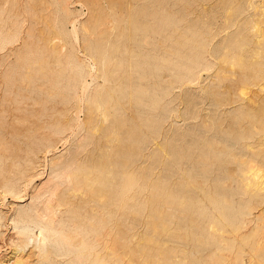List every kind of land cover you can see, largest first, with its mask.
I'll use <instances>...</instances> for the list:
<instances>
[{
  "label": "rangeland",
  "instance_id": "1",
  "mask_svg": "<svg viewBox=\"0 0 264 264\" xmlns=\"http://www.w3.org/2000/svg\"><path fill=\"white\" fill-rule=\"evenodd\" d=\"M71 1L72 3H70V11H69L71 13L69 14L68 12L67 14H65V16L68 14L69 15L66 18H64L65 16H63L62 14V12L64 11L61 10L62 8L59 6V3L57 0H14L13 2L12 0L9 2H7L6 0H0V5L2 6L0 7L1 9H4V12H2L3 14L1 13L3 16H1L2 19L0 18V22L1 20H3L4 22L2 21L3 23L1 24L3 25L1 26L5 25L4 27L0 26V28L2 29V30L0 29L1 31L0 35L4 36L5 34V37L7 36L9 37V35H12L11 33L9 34V30H8L9 28L10 31L13 33V38L9 42L11 41L14 42L12 46L10 44H6V45H3V47H1V49L3 48L5 52L3 50L0 52L2 54V56L0 54L1 56L0 59L4 58V60H0V61L5 66L9 64L10 65L9 67H5L4 65L0 64V68H1L0 71L2 70L0 72L1 74L0 79L3 80L4 79L3 76L5 75L9 76L11 74L10 72H12V74L10 75L11 77L15 74V77L17 76L18 79H20L18 81V79L16 80L14 76L12 77L13 78L12 81L17 82V83L15 82L17 85L14 84V87H16L15 90H18L17 89L19 88L18 84L19 83L21 84V79L23 78V74L25 70L27 69V68L25 69L22 67L25 65H29L28 66L29 68L30 66H32V64L36 65L35 67L33 66L30 67L32 68L31 69L32 72L34 71V69L38 70L37 68H39L40 73H43V76L45 78L42 77L39 72L34 71L37 73L36 75H34V77L36 76L35 78L38 80V82L36 83L34 82V83L35 84L38 83L39 85L38 88H42V89H40L41 90L40 92V90H38V88L36 87L37 88L36 91L32 90L31 92L29 91V93L32 96L35 95L36 98L38 97V99H41L46 94V91L48 92L47 95L49 93L52 95V93L53 94L54 92L56 93V88L58 87L57 92H60L62 87L72 80L71 78H73L74 70L70 68L73 67L74 58L80 57L83 60H87V62L88 61L91 62V59H89L91 55L89 54H91L93 51L92 49L89 51V48H91L89 47L90 45L92 46L93 44L94 45L96 44L95 47L97 46L96 48L98 50L106 47V50H109V53H112L109 46H111L113 50V46H116L115 44L122 45L124 50L122 49V51H120V57L126 63L141 62L143 65L145 64V72L148 76L146 79L141 80V82H143L144 84L148 83L152 90L153 88L157 89L158 91L155 89L154 91L157 92V94L159 95L161 94L163 96V100L161 99V103L165 104L164 107L161 105L163 108L161 106L160 107L158 106L155 110L153 109L151 111L146 110L145 112H142V113L139 112V110H134V109L126 110L127 115H125V117L128 118V125L127 127L125 126L124 129L126 130L128 129V127L137 128V126L138 128H140L139 125L141 126L140 129H135V130L137 134L136 137H138L139 135L138 139L141 138L143 141H140L139 143H134L132 147L133 151H135L133 152L134 157L132 156V158H134V161L136 160L135 161L136 165H134L136 167L135 168L136 174L138 173L141 174L140 178L142 181H144V179H146L147 181L151 174H152L151 176H154V177L152 178L150 177L149 178L150 180L158 178V177H159L158 179H160L161 177V179L164 180L167 184H169L170 187H172L173 183L175 182L174 183L175 187H172V188H175L177 190H178L177 185L178 183H180V180H181V188H182L181 190H183L181 191V193L191 195V192L193 191L192 194H194L193 195L194 197L193 196L192 197L194 198V200H196L195 201L196 203L193 206V211L195 210V212L197 213V215L196 214L193 215V217L196 218V220L193 222L188 217L182 218L181 221L183 222H181V225L184 224L183 226H185L187 230H185V228L181 226V232L184 234V235L181 234V240H180L181 242L178 240H176L177 241L176 242L174 240V241H171V244L175 245V247L179 249L177 251L178 254L182 255L184 253H187L188 255L194 256V255H198L201 253L198 251L200 249L199 246L202 245L201 240L204 242V247H205V250L203 252L208 253V254L213 253V252L215 253L220 252V248H223L224 244L226 246L228 243L235 242L236 245L241 244L242 251H243L242 259L245 262V264H253L254 262H256L254 264H259L258 262L263 264L264 259H261V257L258 254L255 255V253H258V252H256L255 250H251V246L247 243L244 244L242 242V239L244 235L251 234L253 231H255V229H257L258 227L257 225L261 223V220L257 219V220L252 221L251 223H247L248 224L247 225L245 222V219L243 218L244 216H246V210L248 209L249 206L255 205L257 207H255L254 211L257 212L258 210L256 209L263 206L264 203L262 204L259 203L258 193L255 190L253 191L252 189L254 193L256 192V195L251 191V188L243 189L245 188V181L244 183H242L243 180L239 178L240 175H239L238 169L240 167L239 165L241 164L246 165L248 164V162L249 163L252 162L253 164L257 166L259 165L258 167L261 166L263 170L260 171L258 177H256L257 175L255 177L251 175L252 177H254L253 179H255V181L256 180L258 181L260 178V174L264 173V160H263L264 159V0H70V2ZM92 2H95V4ZM96 4L99 5L100 8H102L100 12L96 10L97 8L95 7ZM4 6H6L5 8L9 10L11 9L13 13H11V11L10 13H8L9 11H7V9L5 10ZM14 13H15V16H13ZM5 14H9V15H6L5 17ZM111 14L114 17L123 19V24L127 26L128 29L126 31L121 32V30L117 28L113 29V28H109V26L102 25L101 22L103 20L110 19L112 17ZM32 15H34L36 18ZM90 15L93 18L95 16L96 17L92 19ZM166 15L168 16L166 17ZM23 17L24 18L26 17L25 21ZM89 17L91 18V22L90 24L88 22L87 27H84L83 25L86 22L85 20L87 18L89 19ZM163 17L167 18L168 20L170 19V22H168L167 20L164 21L165 19ZM22 18L24 22H22ZM15 19L17 20L16 23L18 22L17 26L18 27L21 26V29H18L16 25H15V28L17 30L12 28L14 27V25L10 27L12 23L15 24L14 22ZM63 19L65 21H62ZM71 19L72 21L78 20L76 23L79 29L77 37L73 35L66 36L65 34L66 31L60 30L57 26L59 24L58 20H61L62 23L64 22L63 23L64 29L70 30L72 29V25L70 23L72 22ZM73 19H76V20H73ZM93 20H95L96 22L94 23ZM19 21L20 23L22 22V24H20ZM65 23H66L67 28L65 26ZM82 23L83 25L81 26ZM7 24L10 26L8 27ZM132 24L133 26L138 25L137 27L141 26V28H137L136 26H134L135 28L133 27L134 28L133 30ZM101 26H102V31L104 30L103 32L101 31ZM5 27H7V29ZM103 27L104 28L106 27V28L104 29ZM6 30H8L7 34L5 32ZM15 30L16 32L20 30L21 32L20 36H19L20 32L18 31L19 33H16ZM62 31H65V32H62ZM14 32L18 35L14 34ZM193 32L195 33V35H193ZM15 35L17 36V38ZM54 35H58L60 37L54 39L53 41L54 44H46L47 38L54 36ZM128 35H132L134 37L135 42L134 44H132V46H130L128 41L126 42V44L124 43ZM90 36L91 38H89ZM119 36H121V39ZM87 38H89V40H93L94 42L91 41L90 43L89 41V43H86V41H88ZM122 38L124 39V41H122L123 40ZM24 39L25 41L27 39V41L24 42ZM9 42L7 41L6 43H9ZM186 42L187 43L190 42L189 45L185 46L187 44ZM85 43L89 44L88 49ZM17 44L18 46H16ZM5 46H9V47H5ZM126 46H129V48L132 50V53H135V55L132 58L126 55V50H125ZM191 46L193 49L191 48ZM10 47H13V50ZM15 47L18 49H16ZM173 47L175 49L176 47H179L177 48V51L178 50L180 51L181 49L180 54H179V51L176 52V50H174ZM189 47L193 51H191ZM195 47H197V49H199L200 51L203 48L201 51L203 52V54H201L200 56L204 55L203 59L200 57L201 63L199 62L198 64L199 66L197 65L199 67L197 68V70L199 69L197 72L198 80L196 79L198 82H196L195 80V82L191 83L188 79H185L184 75L186 72V65L184 64L185 65L184 66L182 63L181 64L182 70L178 69V70H181L182 79L179 80L181 82L180 83L178 79H176L175 75L169 74L170 73L169 68L166 69L163 65L164 63L162 62L163 60L164 62H166L167 59L171 61L173 60L175 61L179 57L181 58V61L185 63V60L187 62V60L192 56V55H189V57H187L186 54L188 55L189 52L191 53L194 52L195 54L200 52L196 50ZM8 48H9V53L7 52ZM172 49L174 50V52ZM15 50L17 51L14 52ZM98 50L96 52V55L99 56L100 54ZM185 50H187L188 53ZM31 51L32 52L34 51L33 56L31 55L32 53ZM95 51L96 50H94V52ZM182 51L185 52L186 54H184ZM12 52L14 53L12 54ZM34 53H37V54L39 53V55H36V54L34 55ZM59 53L61 55H59ZM182 53L185 56H183ZM9 54L13 56L11 57L9 56ZM4 55L6 56L4 57ZM28 55L32 57H29ZM43 55H45L46 59L43 58L44 57ZM167 55H169V57ZM171 55H172V58H171ZM180 55H182L184 58L180 57ZM34 56H37V57L39 56L38 59L40 60H41V57L43 56L42 61H41L43 62L42 65L38 62L39 61L38 59H37L38 64H36L37 62L35 63L36 57ZM113 56L114 54H111V57ZM31 59L35 61L33 62ZM43 59L46 60V62L43 61ZM27 60L30 63H27ZM3 61H7V62H3ZM37 65H40V66H37ZM9 68L10 70L7 72ZM12 68L15 71L12 70ZM22 69L23 70L25 69V70L22 72V74L21 72L18 74L17 73L18 70L22 71ZM150 69L154 72L149 73ZM3 72H7V74L5 73L4 75ZM32 72L31 74H33ZM55 76L57 78L62 77V76L63 77L57 79ZM110 77L112 79H115L117 77L123 78L122 70L120 69L117 75L110 74ZM54 78L56 79L54 80ZM87 79L88 81L91 80L90 82H92L91 75L90 76L88 75ZM170 81H171V86H170L169 93L163 94L164 85ZM2 82L3 81H1L0 83L2 84ZM52 82H54L56 86L55 89H54L55 86H53L54 84H52ZM101 82L102 81L99 79V77L93 81V84H91L90 86L92 87L90 88L91 91L90 90L88 91V93L90 92L89 93L90 96L93 97L94 94H96L100 90V87L98 86H100ZM50 89L51 91H49ZM0 90H1L0 97H2L3 95L1 94L3 90L1 86H0ZM11 90L12 92L15 91L13 90V87ZM52 90L53 91L55 90V91L53 92ZM24 92L26 94V90H24L22 94H24ZM68 93L69 91L64 92V94L66 95H69ZM77 93H80V92L78 91ZM58 94L59 93H56V101L47 99L50 102L48 101L46 107H48V105L50 107V105L52 104L56 105L57 109H55L56 111L53 110L54 112L51 111L52 110L51 108H49L50 110L46 108V111L49 110L47 112L44 109L45 104H43L42 102L44 99L47 98L46 95H45L46 98L43 97L40 100L41 104L43 105V108H42V105L39 103H35L36 105L34 106V103L30 101V99L29 100L23 99L24 101V103H22L23 105L25 104L26 101L31 102L30 105L28 103L25 106L27 107V109H29L28 105L30 106L31 109L28 111L32 112L33 110L32 114H29V112L26 111L27 110L26 108L21 109V111L19 109L10 108V106L16 105V104L13 105L11 103H10L11 105L9 104V110H6L5 107H8V105L4 106V104L0 103V108H1L0 111H2L3 109V112H6V111L8 112V116H7V112L5 113L6 117L5 116L3 117L4 113L2 112L3 113L2 114L0 112V135L5 134L7 132L8 135L6 134L7 135L6 137H9L5 139L6 137L4 135H1L0 139H4V140H0V142L6 141L4 143L10 144L11 147L24 148L26 144L36 139V138L32 139L34 136L31 135L33 134L35 129L37 132L39 129V126L43 128L42 125L44 124H45L44 125L45 128L44 130L42 129V132H45L47 134L49 132L47 123L48 124L56 123L59 120L63 119L64 117L63 115L64 104L61 101H57L58 99L59 100L61 99L62 94L61 93H60L61 95L60 94L58 95ZM13 95L11 94V96ZM27 95H29L28 91H27ZM252 97L253 99H251ZM31 104H33V109H32ZM38 104L41 105L39 106L40 108L37 107ZM78 104L81 105V108H82L81 111L78 112L79 117L80 119L83 120V122H86L84 123V126L76 129L77 126L72 125L71 128L68 129L67 131L68 133L66 134V137H65L67 142L65 140L60 141V139H58L59 137L57 136L54 138L52 137L51 138L52 141L56 140L55 142L53 141V143L55 144L54 146L55 152L51 155L45 156L40 151L39 155L36 157L35 164L36 165L38 164V166L36 167L38 169L36 171L41 174L39 175L38 180L35 181L34 185H40L41 183L45 185V182L48 183L49 182L48 180H50V182L45 185V186L49 185V187L43 186L44 188L42 187V189L44 190L40 189V191H42L44 194H47L50 187L55 186V183L59 181L61 183L58 186H56V188L58 187V190H57L58 192L59 191L61 192L62 190L65 189V187L67 188L69 186V185L68 186L65 185L67 182H64V179L61 177L60 168L63 165H65L67 161L71 160L74 157L75 158L78 157V159L77 158L75 159L76 161L77 160L79 161L81 159L85 162L84 163L83 161H80V164H78L79 162L77 161L78 163L75 162L74 166L80 167L83 164H85V166H83L85 168V167H90L91 165L98 167L99 165L100 167H103V168L109 167L111 169V166L113 165L112 168L117 169L116 166L118 165L115 164V161H116V157L117 159L119 157L115 155L117 154L115 152H118V153L120 152L118 148L113 147L112 144H110L107 141L106 136H105L106 132H104L105 127L109 121L107 122L103 121L102 119H100L101 116L98 115L99 118H97L96 122H94L97 124V127L94 128L96 129V131H94V129H92L93 127L91 128V125L93 123L90 125L88 124L89 126L87 125L86 119L88 118V114H89L88 107H87V100L85 99V100H82L81 102L79 101ZM166 105L168 106V108L166 107ZM36 108H39L40 109L39 111L43 109L44 112H46V114L42 115L43 110L41 112H38V109L36 110ZM165 108L168 112H166ZM35 110L38 112V114H36L37 112ZM18 111H20V114ZM10 112H12V114L9 116ZM34 112L36 115H34ZM17 114H19L20 116L18 115L19 116L18 117ZM37 116L40 117V119ZM146 116L150 118L151 121L154 120L151 122L152 125L150 124L148 126L146 125L148 122L143 121L145 120V118H147ZM154 116H155V119H157L158 121L157 120L155 121V119L153 118ZM19 118L20 119L24 118L23 119L24 122H26L28 119L31 121H29L30 123L26 122L24 124V122H22V120H20ZM140 118L143 120L141 121ZM1 119L3 120L6 119L4 120L6 122H4ZM41 119H44L45 121H42ZM99 120H102L103 124L105 123V125L101 124ZM133 120L134 122L132 123ZM10 121H11V124H10ZM154 122L156 123V125ZM13 123L16 125H14ZM18 123L21 125L22 127L21 129H23L24 132L23 130L20 129V125ZM136 123H138V125ZM143 123L144 125H142ZM153 123L155 126H160V133H158L157 135L156 134L153 135L152 133L153 132L152 129L154 127ZM157 123H160V125ZM98 125H100V127L102 125L103 126L102 128H99ZM88 127L91 130H88ZM30 128L31 129L33 128L34 130L33 129L30 130ZM97 128L99 130L101 129L100 132ZM13 130L14 131L17 130V131L15 133H12ZM28 130H30L29 134L31 131L33 132L29 135L27 132ZM36 132L34 133L35 135H36ZM39 132L41 133L40 130L37 133L39 134ZM16 135L19 137L16 138ZM10 137L13 138L14 140L11 139ZM30 138L32 140H30ZM8 139L9 140L11 139V140L7 141ZM16 139H18L17 140V142L19 141L18 143L15 141ZM22 139L24 140L29 139V140L25 141L26 143L25 144ZM165 141L169 145L174 146L175 148H177L178 146L177 149L181 148L182 154H181L180 160L174 159L173 157H167L166 159V157L164 158L163 156L161 157V160L160 159L157 160V156H159V153L162 154V152H164L163 150L161 151V146H162V142H165ZM143 142L145 144H143ZM15 143L18 146H16ZM19 144L22 146H19ZM107 144L109 146H107ZM141 144H142V147L140 146ZM124 148L121 149L122 150L121 152H125L130 149V146L128 145V143L127 145L124 146ZM190 148H192L191 149L192 151L190 150ZM137 149H139L138 152H140V154L137 152ZM111 150L114 152H112ZM107 151H110L112 155L108 153ZM137 153L139 156H137ZM148 153L150 154L148 155ZM108 154H109V160L111 159L110 164L107 163L109 162V160L107 161ZM198 154L200 157L198 156ZM203 154L206 155L205 156L206 159L204 157L205 160H203V156H204ZM61 155H63V157ZM90 155H92V157ZM110 155L112 158L110 157ZM150 155H151V158H150ZM57 156L61 157L60 159L58 158L60 163H58L59 161L57 160L58 162L56 165L50 166L52 158L53 157L55 158ZM103 156H106V157H103ZM105 158H106V161L104 160ZM162 159L165 161H163ZM174 160L176 163L174 162ZM93 161H94V164H93ZM102 161L104 162L102 163ZM201 161L202 162L204 161L205 163L204 162L202 163ZM76 163L78 165H76ZM177 163L179 164L180 167H178ZM86 164L89 166H87ZM139 166H141V168ZM151 166L153 169H151ZM197 166L200 168H198ZM142 168L143 170H141ZM149 168L151 170V173H149L150 172ZM53 169H55V171ZM118 169H119V166H118ZM52 172L53 173L55 172V174H53ZM158 172H160V174ZM76 173H81V172H76ZM188 173L190 176L188 175ZM140 174H138V176ZM156 174H157V177H156ZM183 174H184L185 179L182 176ZM186 175L188 176L186 177ZM118 176L121 179V176L120 175ZM192 176L193 178H191ZM262 177L263 176L261 175V178ZM51 178H52V181H51ZM119 178L115 180V182L119 181L120 180ZM191 179L192 180L194 179L193 185L191 184ZM259 181L261 182L262 179H260ZM53 182L55 183L53 184ZM62 182H64V184H62ZM115 182L113 180V183ZM186 182L187 183L189 182L191 185H187ZM145 183L147 184L148 182H145ZM195 184L198 185V187L194 186ZM222 185H224L225 188ZM32 186H31L32 189L29 186L28 189L25 188L26 189L25 192L23 191L24 193L23 197L25 199L22 202L14 201L11 194H7L8 196L7 195L5 196L7 198H5L4 196L1 197L2 195L0 192V202L2 201L0 203V208L3 209V211L5 212V216L2 220L3 221L2 228H3L4 233L2 234V236H0V245L2 247L0 248V259L3 258V256L5 258L6 255L11 254L10 247H8V239H9L8 237L11 236V234H13L14 228H13V224L9 216L13 215V213L16 212L18 209L27 207L28 204H32L33 201L31 199L32 197L30 194V192L33 190ZM111 186H114V185L112 184ZM188 186H190V189ZM244 190H246L247 192L246 191L244 192ZM146 191H148V188L147 190L146 189L143 190L145 195L147 194L148 196V193ZM43 193L42 195H44ZM78 195L79 196L81 195L80 197H82L84 195L86 196L87 194L82 195L79 193ZM140 195L143 196L142 199L144 200L147 199V198H144L146 196L143 193L137 195L136 198L140 197ZM222 195H225L224 197L225 199L220 200L219 198V201L222 204L223 203L225 204L226 201L225 202L223 201L227 200L228 205H222L220 202L215 203L213 199L211 198V196L221 197ZM141 197L139 199H141ZM76 199L74 200V203H81L80 200L84 199V197H82V199L81 198H76ZM85 199L90 201L89 194L88 196L85 197ZM3 200L5 201L3 202ZM91 202L92 201L87 202V203L95 205V203H91ZM217 203L218 204L220 203L221 206L218 205ZM201 209H203V211ZM226 210H228V212ZM199 211L200 212L202 211L203 213L197 219L198 215H200V213H198ZM225 211L229 213L231 216L233 215L234 217L232 218H235V219L232 220L231 218V220L228 221L227 218H225V215H227ZM144 215L146 214H143V216L142 214L136 215L135 220H134V223H135L134 225L136 226V229L138 230L148 231V228L146 225L147 223L146 219H148V216L146 215L144 217ZM186 221L188 223H186ZM197 221L198 223H196ZM212 222H215L217 224L218 228L216 227L215 228L216 230L214 229V227L212 228L211 226H209V224L212 225ZM186 224L187 225L189 224L190 226L188 225L187 227ZM191 224H194L195 226L198 224L199 226L197 225L198 228H196L194 225L191 226ZM244 224L245 226L246 225L247 226L245 227ZM195 229L196 230L198 229V230L196 231ZM210 229H213L212 231L215 230L216 235H217V236L216 235L214 236L215 238H213V236L209 237L207 235L208 233L210 234L211 232ZM189 230H190V233H189ZM193 230L199 235V238L201 237V240L199 243L200 245L197 243L199 241L197 240L198 238L193 239L191 236ZM201 232H206V234L202 237L200 235ZM186 235H189V236H186ZM210 238H212V241L214 239V242H212ZM215 242H217L218 245ZM183 251L184 253H182ZM228 251L229 250L227 249L223 250L224 253H227L230 255L229 259L233 263L235 260L234 254H236V250L234 249V250H230L229 252ZM256 258H259V259H256ZM237 262L239 261L237 260Z\"/></svg>",
  "mask_w": 264,
  "mask_h": 264
},
{
  "label": "bare ground",
  "instance_id": "2",
  "mask_svg": "<svg viewBox=\"0 0 264 264\" xmlns=\"http://www.w3.org/2000/svg\"><path fill=\"white\" fill-rule=\"evenodd\" d=\"M6 1L9 2L11 0H9V1L6 0ZM13 1L14 0H12V2ZM57 1L59 3V6L62 8L61 10L64 11V12H62L63 16H65V14H67L70 11V3H72V1L71 2H70V0H57ZM92 3L95 4V2H92ZM1 7H0V10H1L0 11V18H1V16H3L2 12H4V9H1ZM5 7L6 6H4V8ZM95 7H97L96 10L98 12H100L102 10V8H100V6L97 4ZM6 9L7 8H5V10ZM93 10H94V8H93ZM7 11H9L8 13H10L11 9L10 10L7 9ZM11 13H13V12L11 11ZM15 13L13 14V16H15ZM70 13L71 12H69V14ZM93 14H92V16H93ZM6 15H9V14H5V17H6ZM34 15H36V14H34ZM34 15H32V16H34ZM68 15H66L64 18H66ZM111 16L112 17L110 19L103 20L101 22V24L104 26L105 25L109 26V28H113V29L117 28V29L121 30V32L126 31L128 29L127 26H125L123 24V19L114 17L112 14H111ZM167 16L168 15H166V17ZM23 18H22V22L25 21L26 17L24 18V21H23ZM94 18L92 17V19H94ZM169 18H170V16H169ZM16 19L14 21L15 24L10 23L11 26L7 24L8 27L9 26L12 27L14 25V27H12V28L16 29L15 25H16V27H18L17 26L18 22L16 23V21H17ZM87 19L85 20L86 22L84 21L85 22L84 25L82 23L81 26L83 25L84 27H87L88 22L90 24L91 18L89 17L90 21H89V19L88 20ZM164 19H165L164 21L167 20L168 22H170V19L169 20L167 18H164ZM73 20H76V19H73ZM2 21L3 20H1V22H0V26L3 25L1 23H3L4 21L3 22ZM58 21H59L58 22L59 24L57 25L58 28L60 30H65L66 36H71V35H73L75 37L78 36V30L79 29H78L77 24H76L78 20L72 21V19H71L72 22H70V23L72 25V29H70V30L64 29V25H63L64 22L62 23L61 20H58ZM62 21H65V20L63 19ZM93 21H94V23L96 22L95 20H93ZM22 22L20 23V21H19L20 24H22ZM4 26H1V27H4ZM65 26H66V23H65ZM81 26H80V28H81ZM134 26H136V25H134ZM134 26L132 24V28ZM5 28L7 29V27H5ZM66 28H67V26H66ZM88 28H89V26H88ZM134 28H133V30H134ZM137 28H141V26L137 27ZM18 29H21V26L18 27ZM8 30H9V34L10 33L12 34V35H9V37L8 36L5 37V34H4V36L0 35V52L3 50V48L1 49V47H3V45L10 44L12 46V44L14 43L12 41L9 42L13 38V33L10 31L9 28H8ZM8 30L5 31L6 34H7ZM16 30H15V32H16ZM107 30H108V28H107ZM18 31L20 32V30H18ZM18 31L16 33H19ZM65 31H62V32H65ZM101 31H102V26H101ZM15 32H14V34H16ZM110 32H111V30H110ZM20 34H21V32L19 33V36H20ZM16 35H18V34H16ZM193 35H195L194 32H193ZM91 36L89 38H91ZM58 37H60V36L54 35V36L47 38L46 44H54V42H53L54 39L58 38ZM119 37L121 39V36H119ZM16 38H17V36H16ZM89 38H87L88 41H86V43H89V41L91 43V41H93V40H89ZM7 41L9 43H6ZM26 41H27V39H26ZM26 41L24 39V42H26ZM122 41H124V39ZM127 41L129 42L130 46H132V44H134V42H135L134 37L132 35H128V37L125 39L124 43L126 44ZM86 43H85V45H87L86 46L87 49L89 47H91V48H89V51L91 49L93 51L91 54H89V55H91V57L89 56L90 57L89 59H91V62L88 61L89 62L88 63L87 60H83L80 57L74 58L73 67L70 68V69L74 70L73 71V73H74L73 78H71L72 80L63 86L64 88L62 87L61 91L58 89L60 92H57L58 87L56 88L54 82H52V84H54L53 86H55L54 89L56 88V93L62 94L61 99L60 100L58 99L57 101H61L64 104V111H63L64 117H63V119L59 120L56 123H52V124L47 123L48 131H49V132L47 131L48 132L47 134L45 132H42V129L44 130V128H45L44 127L45 124L42 125L43 128H41V126H39V129L36 127L38 129V131L39 130L41 131V133L39 132V134H38L37 133L38 131L36 132V129L34 132L31 131L30 134L33 132V134H31V135L34 136L33 138L31 136V138L32 139L36 138V139L32 140L30 138V140H32L34 142L30 141V143H28V144H26L25 141H27L29 139H27V140H24L25 138L22 139L24 141V143L26 144V146L24 148L11 147L10 144L4 143L6 141L0 142V190H1L0 192L2 195L1 197H3V196L5 197L7 194H11L14 201H18V202L21 201L22 202L25 199L23 197V195H24L23 191L25 192V190H26L25 188L28 189L29 186L31 188V186L33 184V186H32L33 190L30 192L31 197H32L31 199L33 201V202L31 201L32 204H28L27 207L18 209L16 212H14L15 214L13 213V215L9 216V218L13 224V228H14L13 234H11V236L8 237L9 238L8 239V247H10V250H11L10 253L11 254L6 255L5 258L3 256V258L0 259V264H245V262L242 259V252L243 251H242L241 244L236 245L235 242L228 243L226 246L224 244L223 245L224 247L220 248V252H217V253L213 252V253L208 254V253L203 252L205 250L204 242L201 240V237L199 238V235L194 230L192 231L191 236L193 239L198 238L197 239V240H199L197 242L198 244L200 243V240H201L203 246L199 244L200 246H202V247H200L198 245L200 248L198 251L201 253L198 255H194V256L188 255L187 253H184V251L182 252V253H184L182 255L177 253V251L179 249L177 247H175V245H172L171 241H174V240L180 241L181 240V234H183L181 232V226L184 225V224L181 225V222H183V221H181V219L188 217L193 222L196 220V218L193 217L194 214L197 215L195 210L193 211V206L196 203L195 202L196 200H194V198H193L194 197L193 196L194 194H192L193 191L191 192V195L181 193V191H183V190H181L182 188H181V180L180 179H179L180 183H178L179 181L177 182L178 183V185H177L178 190L175 188H172V187H175V184H174L175 182L173 183L172 187H170L169 184H167L164 180L161 179V177H160V179H158L159 178L158 177V178L150 180L149 179L150 177L151 178L154 177V176H151L152 174L150 175V177L148 178L147 181H146V179H144V181H142L140 178L141 174L138 173L139 171L137 173L140 175L138 176V174H136V169H135L136 167L134 166V165H136L135 164L136 160L134 161V158H132L133 152H135L132 149L133 144L139 143L140 141H143L141 138L138 139L139 135H138V137H136L137 134H136V130H135V129H140L141 126L139 125L140 128H138V126H137V128L128 127V129H126V130L124 129L125 126L127 127V125H128V118L125 117V115H127L126 114L127 109L139 110V112L142 113V112H145L146 110H149V111H151L152 109L155 110L158 106L160 107L161 105L164 107L165 104L161 103V99L163 100V96L161 94L160 95L157 94V92L154 91L155 88H153V90H152L148 83L144 84L143 82H141V80L146 79L148 76L145 72V64L143 65L141 62H135V63L128 62V63H126L120 57V51H122V49L124 50L122 45H119V44L117 45L114 43L116 46H113V50H112L111 46H109V48L112 51V53H109V50H106V47L98 50L96 48L97 46L95 47L96 44L94 45L92 43L94 46L93 45L89 46V44H86ZM107 43H109V42H107ZM189 43L190 42H188L186 45L184 43V45L187 46V45H189ZM201 43H202V41H201ZM16 46H18V44ZM5 47H9V46H5ZM10 48H12V50H13V47H10ZM107 48H108V46H107ZM125 48H126L125 49L126 55L129 56L130 58H132L135 55V53H132V50L129 48V46H126ZM177 48H179V47H176V49L174 48V50H176V52L179 51V50L177 51ZM191 48H192V46H191ZM191 48L189 47L190 50H191ZM195 48H196V50L200 51L199 49H197V47H195ZM16 49H18V48H16ZM202 49H201V51H202ZM7 50H8L7 52L9 53V48ZM94 50H96V51L94 52ZM97 50L100 54L99 56L96 55ZM172 50H171V52H172ZM174 50H173V52H174ZM16 51L17 50H15L14 52H16ZM180 51H181V49H180ZM180 51H179V54H180ZM185 51L187 52V50H185ZM191 51H193V50H191ZM201 51L196 53V54L194 52H192L195 55L192 54L191 52H189V54L187 55L185 52L182 51L184 54H186L187 57H189V55H192L187 60V62L185 60L186 59V57H185V59H184L185 63L182 62L181 58H179V57L175 61L174 60L171 61V60L167 59L166 62H164V60H163L162 63H164L163 65L166 69L169 68V72H170L169 74L175 75V77H176V79H178V81L180 79H182L181 78V70H182L181 64L182 63H183V65L185 64L186 65V72L184 75L185 79H188L191 83H193V82H195V80L198 77L197 72L199 69L197 70V68H199L198 64L200 62V57L203 59V56H204V55L200 56L201 54H203V52H201ZM14 52H12V54ZM33 52L31 53L32 56H33ZM8 53H7V55H8ZM10 54H11V52H10ZM10 54H9V56H11ZM35 54L39 55V53L38 54L34 53V55ZM111 54H114V56L111 57ZM175 54H177V53H175ZM184 54H183V56H185ZM59 55H61V54L59 53ZM1 56H2V54H1ZM5 56L6 55H4V57ZM9 56H7V57H9ZM28 56L32 57L30 55H28ZM40 56H41V54H40ZM43 56L42 57L44 59H46L45 55H43ZM167 56L169 57V55H167ZM183 56L180 55V57L184 58ZM34 57H36V59L34 58L36 61L32 60V59L31 60L33 62L35 61V63H36L39 56L38 57L34 56ZM42 57H41V60L38 59L39 60L38 62L41 65L43 63V62H41ZM171 58H172V55H171ZM44 59H43V61L46 62V60H44ZM0 60H4V58L0 59ZM7 61H9V60H7ZM7 61H3V62H7ZM38 62L36 64H38ZM27 63H30V62H28V60H27ZM0 64H2L1 61H0ZM5 64H7V63H5ZM25 64H26V62H25ZM2 65H4V64H2ZM9 65H6V66L4 65V66L9 67ZM28 66L29 65H25L22 67L25 69L27 68L26 70L29 72H27L24 69L25 72L23 74V78L21 79V84L20 83L18 84V87H19V88H17L18 90H15L16 87H14V84H16L17 82L12 81L13 76H14V78H16V80L18 79V77L17 76L15 77L14 73H13L14 75L11 77L10 75L12 74V72H10L11 73L9 75L10 77L8 75H5V73L7 74V72L10 70V68L7 70V72H3L6 77L3 76L4 79L3 78H2L3 80L0 79V82L3 81L2 84L0 83V86L2 87V90H3L2 94H1L3 96L0 97V103L4 104V106L8 105V107H5L6 110H9V104L10 103L13 105L16 104L15 106H10V108L19 109L21 111V109H23V108L27 109V107L25 105H27L28 103L30 105V103H31L30 101H32L34 103V106L36 105L35 103L41 104L40 100L43 97L46 98L45 97V95H46L47 98L44 99L42 102L43 104H45L44 105L45 111H46V108L47 109L51 108L52 109L51 111H53V110L56 111L55 109H57V107L55 104L50 105V107H49V105H48V107H46L49 100H55L56 101V93L54 92L55 90L54 91L52 90L54 92V94L52 93V95L50 93L47 95L48 92L46 91V94L41 99H38V97L36 98V96L34 94L33 95L35 97L29 93V91L31 92L32 90L36 91L38 86H39L38 83L35 84L36 82H38V80L35 78L36 76L34 77V75L37 74L34 71H37L40 73V70H39V68H37L39 71L34 69V71L32 72V70H31L32 68H30V67H32V66L35 67L36 65L32 64V66H30L29 68H28ZM37 66H40V65H37ZM43 66H44V64H43ZM161 66H162V64H161ZM154 67H155V65H154ZM120 69L122 70L123 78L117 77L115 79H112L110 77V74L117 75ZM178 69H181V70H178ZM5 70H6V68H5ZM12 70H14V69L12 68ZM24 70L23 69H22V71L18 70L17 73L19 74L21 72V74H22V72ZM30 70L33 74H31ZM184 70H185V68H184ZM177 71H179V72H177ZM151 72L153 73L154 71H152L150 69L149 73H151ZM199 72H201V71H199ZM21 74H20V76H21ZM40 75L42 77H44L43 73H40ZM88 75L89 76L91 75L92 82H90L91 80L88 81V79H87ZM184 76H183V78H184ZM62 77H58V78L56 77V78L59 79ZM98 77L102 81L100 83V86H98V87H100V90L98 89L99 91L96 94H94V96L92 97L89 95L90 92L88 93V91L90 90V88H92L90 86H91V84H93V81L96 80ZM56 78H54V80ZM19 80L20 79H18V81ZM197 80H196V82H198ZM42 86H40V87H42ZM170 86H171V81L164 85L163 94L169 93ZM12 87H13V90H15L13 92L11 90ZM40 89H42V88H38V90H40ZM51 89L49 91H51ZM22 90L23 91L26 90V94H25V92H24V94H22L23 93ZM155 90H157V89H155ZM21 91H22V93H21ZM27 91H28L29 95H27ZM65 91H69V93H68L69 95L64 94ZM78 91L80 93H77ZM40 92H41V90H40ZM11 94L12 95L14 94V95L11 96ZM19 95H20V97H19ZM23 99H28V100L30 99V101L25 100L26 102L23 105L22 104V103H24ZM47 99H49V100H47ZM85 99L87 100V107H88V111H89L88 118L86 119L87 125L88 124L90 125L93 123L91 125V128L92 127H93L92 129L96 128L97 124L94 122H96L97 118H99L98 115L101 116L100 119H102L103 121H106V122L109 121L105 127L106 131L104 130V132H106L105 136H106L107 141L110 144H112L113 147L118 148V150L120 152V153L115 152V153H117L115 155L119 157L117 159V157L115 156L116 157L115 164H117L119 166V169H118V166H116L117 169H113L112 168L113 165L112 166L110 165L111 169L109 167L103 168V167H100L99 165H98V167L91 165L90 167H85V168L83 167V166H85V164H83L80 167L74 166V163L78 161V160L77 161L75 160L76 158L78 159V157H76V158L74 157L71 160L67 161L65 163V165L62 166L63 168L62 167L60 168L61 177L64 179V182H67L65 185H67V186L69 185V186L67 188L65 187V189L62 190L61 192L60 191L58 192L57 191L58 187L56 188V186H58L61 182L60 181L57 183L53 182V184L55 183V186L50 187L47 194H44L42 191H40V189H42L43 186L48 184L50 182V180H48L49 182L47 181L48 183L45 182V185H43L42 183L40 185H34L35 181L38 180V177L41 174V173L36 171L38 169V168H36L38 166V164L37 165L35 164L36 157L39 155L40 151L45 156L51 155L55 152L54 151L55 144L53 143V141L55 142L56 140L52 141L51 140L52 137L54 138L57 136V137H59L58 139H60V141L61 140L66 141L65 137H66V134L68 133L67 131H68V129L71 128L72 125H76L77 126L76 129L84 126V123H86V122H83V120L80 119V117H79L78 112L81 111L82 108H81V105H79L78 103H79V101L81 102L82 100H85ZM251 99H253V97ZM39 104L37 105V107L42 105V104L41 105H39ZM29 105H28L29 109H27L26 111L31 109ZM31 106L33 109V104H31ZM166 107L168 108L167 105H166ZM39 108H36V110L38 109V112H41L43 109H41V111H39L40 110ZM42 108H43V105H42ZM49 110H47V111H49ZM165 110H166V108H165ZM20 111H18L19 114H20ZM24 111H25V109H24ZM174 111H175V109H174ZM0 112L2 113L3 109ZM6 112H3L4 113L3 117L6 115L5 114ZM38 112L36 114H38ZM46 112H44V110H43L42 115L46 114ZM166 112H168V111L166 110ZM32 113H33V110H32V112L31 111L29 112V114H32ZM11 114H12V112H10L9 116ZM19 114H17V116ZM36 114L34 112V115H36ZM40 115H38V116H40ZM7 116H8V112H7ZM38 118L40 119V117H38ZM41 118H42V116H41ZM153 118L155 119V116ZM6 119H4V120H6ZM23 119L21 118L20 120H22V122H24ZM25 119H27V118H25ZM132 119H134V118H132ZM1 120H3V119H1ZM16 120H18V119H16ZM41 120L45 121L44 119H41ZM102 120H99L101 124H103ZM140 120L142 121L143 119L140 118ZM149 120H150V118L147 117L143 121L148 122L147 124L146 123L145 124L149 126L151 124V122L154 121V120H152V121L151 120L149 121ZM156 120L157 119H155V121ZM29 121H31V120L28 119L26 122L30 123ZM4 122H6V121H4ZM26 122H24V124ZM133 122H134V120L132 121V123ZM31 123H33V122H31ZM138 123H136V124L138 125ZM154 123H153L154 127L152 129V131H153L152 133H153V135L154 134L157 135L158 133H160V126H155L156 123H155V125H154ZM10 124H11V121H10ZM157 124L160 125V123H157ZM14 125H16V124H14ZM19 125H17V126H19ZM100 125H98L99 128H102V126L105 125V123L101 127H100ZM142 125H144V123ZM47 126H46V128H47ZM29 127H30V125H29ZM21 128L22 127L20 125V129ZM24 129H25V127H24ZM32 129L30 128V130H32ZM21 130H23V129H21ZM30 130L27 131L28 134H29ZM45 130H47V129H45ZM88 130H91V129L88 127ZM100 130H99V132H100ZM16 131L17 130H15V131L13 130L12 133H15ZM94 131H96V129H94ZM23 132H24V130H23ZM35 132H36V135L34 134ZM72 133H74V132H72ZM6 134H7V132L5 134H1V135H4L6 137L8 135V134L7 135ZM17 137H19V136L16 135V138ZM7 138H9V137H6L5 139H7ZM11 139H13V138H11ZM144 139H145V137H144ZM0 140H4V139H0ZM10 140L8 139L7 141H10ZM17 140L18 139H16L15 141L17 142ZM171 140H172V138H171ZM144 141H146V140H144ZM21 143H22V141H21ZM127 143L130 146V149L128 151L121 152L122 151L121 149L124 148V146L127 145ZM143 144H145V143L143 142ZM16 146H18V145L16 144ZM19 146H22V145L19 144ZM107 146H109V145L107 144ZM140 146L142 147V144ZM177 148H178V146H177ZM177 148L169 145L166 141L162 142L161 151L163 150L164 152H162V154L159 153V156H157V160L158 159L161 160L162 156L164 158L166 157V159H167V157H173L174 159L180 160L181 154H182L181 148L180 149H177ZM191 149L192 148H190V150ZM138 150L139 149H137V152H138ZM107 152L110 153V151H107ZM112 152H114V151H112ZM138 153L140 154V152H138ZM138 153H137V156H139ZM144 153H143V155H144ZM110 154L112 155V153H110ZM149 154L150 153H148V155ZM249 154H251V153H249ZM111 155H110V157H111ZM153 155H154V153H153ZM157 155H158V153H157ZM188 155H190V154H188ZM61 156L63 157V155H61ZM90 156L92 157V155H90ZM198 156H199V154H198ZM205 156L206 155L203 156V160L206 159ZM256 156H258V155H256ZM103 157H106V156H103ZM115 157H113V158H115ZM204 157H205V159H204ZM58 158L60 159L61 157L60 156L59 157L57 156L55 158L53 157L51 160V164L49 163L50 166L56 165L57 162L59 161ZM107 158H108L107 159V161H108L109 160V154H108ZM150 158H151V155H150ZM201 158H202V156H201ZM207 158H208V156H207ZM233 158H235V157H233ZM82 159H84V158H82ZM104 160L106 161V158ZM80 161H83V160L80 159L78 161L79 163L78 162L77 163L80 164ZM163 161H165V160H163ZM103 162L104 161H102V163ZM110 162H111V159L107 163L110 164ZM157 162H155V163H157ZM174 162H175V160H174ZM58 163H60V161ZM77 163H76V165H78ZM170 163H171V161H170ZM180 163H181V161H180ZM93 164H94V161H93ZM140 165H141V163H140ZM173 165H174V163H173ZM87 166H89V165H87ZM191 166H192V164H191ZM239 166H240L238 169L239 175H240L239 178L243 180L242 183H244V181H245V188H243V189L251 188V191H252V189H253V191L255 190L258 193L259 203L260 204L264 203V178H263L264 173L260 174L259 180L262 179L261 182L259 180L255 181V179H253L256 175H257L256 177H258L260 171L263 170L261 168V166L258 167L259 165L257 166L255 164H253L252 162H250V163L248 162V164H246V165L241 164ZM139 167L141 168V166H139ZM178 167H180L179 164H178ZM198 168H200V167H198ZM201 168H203V167H201ZM58 169H59V167H58ZM151 169H153L152 166H151ZM53 170L55 171V169H53ZM141 170H143V168ZM149 170H150V168H149ZM198 171H199V169H198ZM76 172H81V173H76ZM149 173H151V170ZM158 173L160 174V172H158ZM53 174H55V172ZM56 175H57V173H56ZM118 175L121 176V179L119 178ZM188 175H189V173H188ZM188 175H186V177ZM251 175H253L254 177H252ZM261 175L263 176L262 178H261ZM182 176L184 178V174ZM193 176L191 178H193ZM52 177H53V175H52ZM156 177H157V174H156ZM118 178L120 180L115 182V180H117ZM142 178H144V177H142ZM184 179H183V181H184ZM113 180L115 183H113ZM51 181H52V178H51ZM61 181H63V180H61ZM140 181H142V182H140ZM64 182H62V184H64ZM145 182H148V183L146 184ZM193 183H194V179L193 180L191 179V184L193 185ZM223 183H225V182H223ZM112 184L114 186H111ZM184 184H185V182H184ZM186 184L191 185L189 182L188 183L186 182ZM242 185H244V184H242ZM194 186L198 187V185H196V184ZM222 186L224 187V185H222ZM45 187H49V185L45 186ZM182 187H183V185H182ZM188 187L190 189V186H188ZM147 188H148V191H146V192L148 193V196H147V194L145 195V193L143 192V190H145V189L147 190ZM42 190H44V189H42ZM245 191L246 190H244V192ZM141 192L146 196L144 198H147V199H145V200L142 199L143 198L142 195H140V197L142 196L141 199H139L140 197L136 198L137 195L142 194ZM256 192L255 193L253 192V193L256 195ZM42 193L44 195H42ZM45 193H46V191H45ZM79 193L82 195L87 194L86 196H88V194H89L90 201H92L91 203H95V205L94 204H88L87 202H90V201L86 200L87 198L85 199L86 196L84 195L82 197H84V199L86 200V202H85V200L82 199V197H80L81 195L80 196L78 195ZM224 197H225V195H222L221 197L211 196V198L213 199V201L215 203L220 202L219 198H220V200L225 199ZM5 198H7V197H5ZM76 198H81L82 200L79 199L81 203H74V200ZM4 201L5 200H3V202ZM223 202H225V204L224 203L222 204L221 202L220 203L222 205H228L227 200H224ZM220 203L219 204L217 203V204L220 205ZM255 207H257V206H255V205L249 206L248 209L246 210V216H244L243 218L245 219L246 224L251 223L252 221L257 220V219H260L261 223L257 225L258 226L257 229H255V231H253L251 234L244 235L242 242L244 244L245 243L249 244L251 246V250H255L256 252H258V253H255V255L258 254L261 257V259H264V205L261 206L260 208L256 209V210H258L257 212L254 211ZM199 208H197V209H199ZM228 208H229V206H228ZM201 210L203 211V209H201ZM202 211L198 212V213H200V215H198V217L196 216L197 219L203 213ZM226 211L228 212V210H226ZM226 213H224V214H226ZM138 214H142V216H143V214H146L148 216V219L145 218L147 220L146 225H147L148 231H141V230L136 229V226L134 225L135 224L134 220H135L136 215H138ZM146 215H144V217ZM4 216H5V212L3 211V209L0 208V236H2V234L4 233L3 228H2L3 227L2 226L3 225L2 220H3ZM6 217H8V216H6ZM232 217H234V216L233 215L231 216L229 213H227V215H225V218H227L228 221H230ZM188 218H187V220H188ZM233 219H235V218H232V220ZM129 220H131V221H129ZM186 223H188V222L186 221ZM196 223H198V221ZM188 225H187V227H188ZM192 225H194V224H191V226ZM197 225L196 226L194 225V226L196 228H198L199 225L198 226ZM209 226H211L212 228L214 227V229H215L217 227V224L215 222H212V225L209 224ZM244 226H245V224H244ZM255 226H256V224H255ZM183 227L185 228V226H183ZM185 230H187V228H185ZM210 230H211L210 234L208 233L207 235L209 237L213 236V238H215L214 236L216 235V232H215L216 229L214 231H212L213 229H210ZM210 230H208V231H210ZM189 233H190V230H189ZM205 234H206V232H201L200 235L203 237ZM186 236H189V235H186ZM210 239L212 241V238H210ZM212 242H214V239ZM197 243H196V245H197ZM205 243H206V241H205ZM215 243L217 244V242H215ZM4 247H5V245H4ZM179 247H181V246H179ZM0 248H2L1 245H0ZM224 249H227L229 251L234 250V249L236 250V254H234L235 260L233 259L234 260L233 263L229 259L230 255L223 252ZM256 259H259V258H256ZM237 260L239 262H237ZM252 263H253V261H252ZM254 263H256V262H254ZM258 263L261 264L260 262H258Z\"/></svg>",
  "mask_w": 264,
  "mask_h": 264
}]
</instances>
